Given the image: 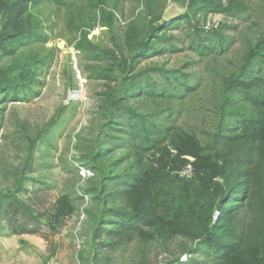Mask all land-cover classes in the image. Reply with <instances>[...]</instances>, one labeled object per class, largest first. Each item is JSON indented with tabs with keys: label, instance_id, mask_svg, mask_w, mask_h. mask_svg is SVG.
Here are the masks:
<instances>
[{
	"label": "trees",
	"instance_id": "trees-1",
	"mask_svg": "<svg viewBox=\"0 0 264 264\" xmlns=\"http://www.w3.org/2000/svg\"><path fill=\"white\" fill-rule=\"evenodd\" d=\"M86 1L67 25L93 63L89 78L105 90L97 135L77 159L94 172L83 192L98 206L87 211L93 232L89 255L80 261L121 264L116 253L135 243L133 264H162L150 256L154 248L177 249L165 264H264V38L249 46L237 68L212 78V100L200 107L214 119L203 123L204 140L180 123L203 81L191 84L197 78L183 71L187 64L167 68L154 61L192 52L216 62L230 52L232 27L206 28L208 18L251 20L247 0H190L169 21L156 12L160 0H132L133 18L117 34L120 0ZM43 3L71 7L65 0H0V118L8 103L29 102L36 93L45 62L24 49L45 41L37 14ZM98 25L107 28L111 48L88 39ZM41 137L27 138L26 159L12 173L15 189L0 191V234H19L20 216L39 220L19 195ZM76 210L69 195L61 196L52 223L61 225Z\"/></svg>",
	"mask_w": 264,
	"mask_h": 264
},
{
	"label": "rangeland",
	"instance_id": "rangeland-1",
	"mask_svg": "<svg viewBox=\"0 0 264 264\" xmlns=\"http://www.w3.org/2000/svg\"><path fill=\"white\" fill-rule=\"evenodd\" d=\"M65 1L71 7L58 8L49 3L39 6L40 32L45 35V41L24 49L25 56L45 62L36 74V93L29 102L8 103L0 118V191L15 189L17 180L12 173L26 159L27 138L42 135L34 151V169L27 175L26 191L19 195L40 217L36 220L20 216L14 221L19 234H0V264H83L80 255H89L93 219L87 211L95 212L98 206L83 190L87 181L94 178V172L77 159L90 139L97 135L101 124L100 95L105 88L102 81L89 78L88 70L93 63L87 54L76 48L79 37L67 25L69 15H76L87 1ZM247 2L250 5L247 17H252L248 22L222 15L208 18L206 28H216L222 23L232 27L227 30L233 38L230 52L216 62L201 60L192 52L154 59L167 64V68L187 64L183 71L197 78L191 84L195 85L199 79L203 81L198 93L192 96L190 112L180 122L193 128L203 140V133L208 128L203 123L214 121L209 109L200 108L204 102L212 100V78L222 73L229 74L237 68L249 46L264 38V0ZM135 8L132 0H120L116 34L131 21ZM156 12L163 21L179 14L173 0H160ZM88 39L94 45L111 48L110 34L100 25L90 31ZM150 64L145 62L142 66ZM188 168L185 174L192 172V168ZM65 195L70 196L77 210L61 225L53 224L50 213L54 212L57 200ZM171 251L177 256V249ZM138 253L137 245L132 243L115 257L121 264H133ZM172 254L161 253L154 248L150 256L154 261L159 259L165 264L174 259Z\"/></svg>",
	"mask_w": 264,
	"mask_h": 264
},
{
	"label": "water",
	"instance_id": "water-1",
	"mask_svg": "<svg viewBox=\"0 0 264 264\" xmlns=\"http://www.w3.org/2000/svg\"><path fill=\"white\" fill-rule=\"evenodd\" d=\"M190 0H173L174 7L179 14H183L187 11ZM190 171V168L187 169ZM93 264V263H92Z\"/></svg>",
	"mask_w": 264,
	"mask_h": 264
}]
</instances>
